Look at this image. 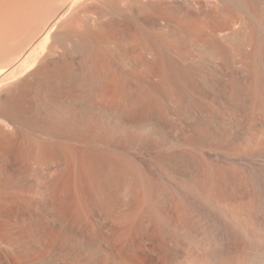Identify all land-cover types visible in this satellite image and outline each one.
<instances>
[{
    "label": "bare ground",
    "instance_id": "obj_1",
    "mask_svg": "<svg viewBox=\"0 0 264 264\" xmlns=\"http://www.w3.org/2000/svg\"><path fill=\"white\" fill-rule=\"evenodd\" d=\"M96 1L0 0V234L46 264H264V0H103L60 31Z\"/></svg>",
    "mask_w": 264,
    "mask_h": 264
},
{
    "label": "rangeland",
    "instance_id": "obj_2",
    "mask_svg": "<svg viewBox=\"0 0 264 264\" xmlns=\"http://www.w3.org/2000/svg\"><path fill=\"white\" fill-rule=\"evenodd\" d=\"M103 3H104V1H106V0H101ZM101 1H98V3L99 2H101ZM120 0H116V2L114 1V3L116 4V7H112V8H108L107 6L105 7V4H101V3H97V1L96 2H90V3H84V4H82L83 6H80L77 10H75V11H73L68 17H67V19L63 22V28H61V26H60V28H61V30H60V28H59V30L60 31H62V32H70V31H73L72 29H74V30H78V31H80V30H88V28H86V24H87V27H89L90 26V24H88V23H90V21L89 22H86V21H88V20H90L89 19V17H92L93 16V14H96L97 13V11L98 10H101V9H99V6L100 5H103V7H105V8H103L104 10H106V12H107V14L109 15L108 16V19L109 18H112L113 16H114V9L115 8H117V7H119L121 4H122V2H121V4H120ZM105 3H107V2H105ZM113 3V4H114ZM88 4H89V6H88ZM91 4H94L95 6L97 5L98 7H97V9H96V7H94L95 8V13H93V11H94V9L92 10V7L94 6H91ZM107 4H109V2L107 3ZM85 5H87V6H85ZM119 5V6H118ZM55 9H54V8ZM83 7V8H82ZM89 7V8H88ZM56 8H57V6L56 5H53L52 6V8L50 7V9H48V10H46L45 12H44V15L45 14H47V16H51V14H54L55 12L54 11H56ZM91 8V9H90ZM54 9V10H53ZM87 9V11H85L86 13L83 15L82 13H79L80 11L81 12H83L84 13V10H86ZM90 10V11H89ZM89 11V12H88ZM92 11V12H91ZM53 12V13H52ZM90 12H91V14H90ZM99 12V11H98ZM90 15H89V14ZM76 14H78V15H76ZM81 15V16H80ZM88 15V16H87ZM73 16V17H72ZM88 18H87V17ZM96 15H94L93 17H95ZM112 16V17H111ZM75 17V18H74ZM81 19H80V18ZM70 18H72L71 20H70ZM85 18V19H84ZM77 19V20H76ZM73 20V21H72ZM85 21V22H84ZM71 22V23H70ZM80 22V23H79ZM66 23H67V25H66ZM69 23V24H68ZM78 23V24H77ZM73 24H75V25H73ZM83 24V25H82ZM80 27H79V26ZM68 26V27H67ZM82 26V27H81ZM148 26H150V25H148ZM33 27H34V29H33ZM32 28V29H31ZM30 29H29V32L30 33H32V32H35V26L34 25H32V27H31ZM82 28V29H81ZM98 28H92V26L91 27H89V30L88 31H90V30H93V31H98L97 30ZM63 30H65V31H63ZM32 31V32H31ZM28 32V33H29ZM21 41H18L17 43H14L13 45H11V47H9V48H11V49H13V48H15V47H17V45L20 43ZM149 57V56H148ZM136 57L135 56H133V57H130L129 59V61H128V63H127V65H126V67L124 66V65H122V64H120V62H118L116 59H114V58H112L111 56H109L108 57V64H109V67H110V70L111 71H113V74H115L114 76H116V77H118V79H120V80H123L122 81V84H123V86H125L124 87V89L126 88V85H124L125 83L127 84V86L130 88H126L125 90H130V91H135L136 89H142V88H144L143 86V83H141L140 82V80L141 79H136V78H134V79H130V77H128V76H132L131 74L132 73H134L135 75H137L138 77H142V78H144V79H147V77H146V74L147 73H144V70H142V68L139 66V65H137V63H133V61H135L136 62V59H135ZM150 58H151V56H150ZM80 59V60H79ZM135 59V60H134ZM78 60V61H77ZM132 60V61H131ZM79 62V63H78ZM79 64H81V65H79ZM133 64V65H132ZM76 65V66H75ZM119 65V66H118ZM72 66L74 67H77V68H75V70H77L76 72H78V73H76V76L78 77V78H80V77H82L81 75H84V74H82V71L85 69V65H84V63H83V61L81 60V58H80V56H76V58H75V60H74V63H72ZM133 66V67H132ZM80 67V68H79ZM113 67V68H112ZM121 67V68H120ZM136 67V68H135ZM117 68V69H116ZM131 68V69H130ZM141 68V69H140ZM79 69H80V71H79ZM83 69V70H82ZM118 71V72H116V71ZM138 70V71H137ZM123 71V72H122ZM126 71V72H125ZM240 71H241V69H240ZM80 72V73H79ZM128 72V73H127ZM241 72H243V73H241ZM240 72V76H241V78L239 77V80L241 79V81L240 82H246V74H245V70H242ZM127 73V74H126ZM78 74H80V77H79V75ZM150 74H152V73H148V75L150 76V78H148V81H152L153 80V82H157V81H155V79H156V76L154 77L153 75L151 76ZM140 75V76H139ZM143 75V76H142ZM144 75H145V77H144ZM245 75V76H244ZM148 76V77H149ZM239 76V75H238ZM121 77V78H120ZM154 77V78H153ZM83 78V77H82ZM132 78V77H131ZM246 80H245V79ZM125 79V80H124ZM136 79V80H135ZM139 80V81H138ZM138 83H137V82ZM152 82V83H153ZM242 82V83H243ZM243 83V85H247V84H244ZM139 84V85H138ZM140 85H141V87H140ZM136 87H138V88H136ZM133 89V90H132ZM46 137L45 136H40V137H35V140H39V142H35L36 143V145L38 144V143H40V142H42L40 145H42L43 146V144H45V146L46 145H50V143H51V141H49V140H46L45 139ZM47 141V142H46ZM49 143V144H48ZM39 145V144H38ZM44 146V147H45ZM48 156H50V155H48ZM46 156H40L39 158L42 160L41 161V164H40V159L38 158V162H36V163H38L39 165H41V166H38L37 167V165L38 164H36V169L38 170L40 167L42 168V165L44 166H46V168L47 167H49L48 165H50V164H42V162L44 161V158H45ZM48 158V160H50L51 158L50 157H47ZM46 159V158H45ZM47 160V159H46ZM45 160V161H46ZM48 160H47V162H45V163H49L48 162ZM51 161V160H50ZM55 162V159H53L51 162ZM53 164H55V163H53ZM52 167V164H51V166L49 167L50 169H52L51 168ZM55 167H56V165H55ZM49 168H47V169H44L43 168V171H47V174H51L53 171H54V169L52 170V172H50L51 170H49V172H48V169ZM36 170V171H37ZM39 170H42V169H39ZM38 170V171H39ZM36 172V177H37V179L39 180L40 179V181L43 179V177L41 178V176H45V172L42 174L41 173V171H39V172ZM41 175V176H40ZM49 175H47L46 177H48ZM40 177V178H39ZM39 184L41 183V185H42V182H38ZM38 184V185H39ZM40 186V185H39ZM41 187V186H40ZM39 187V188H40ZM42 188V187H41ZM41 188L39 189L40 191H41ZM36 189H38V186L36 187ZM14 227H16V225L14 226ZM38 239V240H37ZM36 239V236H34V234H26V235H23L22 234V230L21 229H18V228H13L12 229V231L10 232V233H5V232H3V233H1L0 234V264H46L45 263V261H46V259H48V257L44 260V262H43V260H41V261H35V256H36V254H38L43 248H45V246H46V243H45V238H37ZM45 245V246H44Z\"/></svg>",
    "mask_w": 264,
    "mask_h": 264
}]
</instances>
